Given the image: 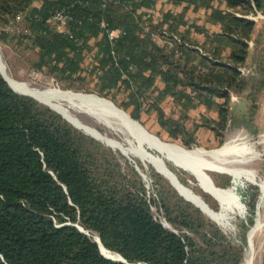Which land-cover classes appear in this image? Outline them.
I'll return each mask as SVG.
<instances>
[{"label":"trees","instance_id":"trees-1","mask_svg":"<svg viewBox=\"0 0 264 264\" xmlns=\"http://www.w3.org/2000/svg\"><path fill=\"white\" fill-rule=\"evenodd\" d=\"M58 12L63 29L51 20ZM0 42L15 73L107 97L187 148L206 132L219 143L231 127L259 132L264 0H0ZM117 148L0 71V264L244 262L259 184L238 187L248 213L229 234L153 165L138 160L147 180ZM167 163L184 184L195 180ZM211 175L232 184L228 173ZM94 234L127 261L106 257Z\"/></svg>","mask_w":264,"mask_h":264},{"label":"bare ground","instance_id":"bare-ground-1","mask_svg":"<svg viewBox=\"0 0 264 264\" xmlns=\"http://www.w3.org/2000/svg\"><path fill=\"white\" fill-rule=\"evenodd\" d=\"M0 67L7 78L11 81L13 87L17 90L33 93L43 100L50 103L53 102L51 104L58 108L66 117L74 121L76 124L84 126L86 129L90 130L106 142H109L111 145L122 148V145L124 144L119 142L118 139L110 137L107 134L103 135V133L96 130V128L77 120L74 115L69 113L66 106L70 105L85 109L97 116L107 125L125 133L128 138L127 140L130 139L128 142L123 141L125 142V145H129L127 147L128 152L131 151L129 153H133L154 163L156 167L163 170L168 176L175 180L178 187L185 195L202 205L203 208L206 209L220 223L225 222L230 210L237 209L243 211L244 208L242 202L238 199L237 193H235V191L231 188H221L220 186L215 187L208 175L203 171L202 167L207 166L212 169L227 170L233 174L236 180L243 178L244 174L254 177L255 175L251 170L232 165L235 161L247 160V155L251 152V148L246 143L229 140L217 149L208 150L204 147L195 146L192 148L193 150L188 151L186 147H182L183 145L177 143H165L164 141H161L162 139H160L156 134H152L151 131V133L146 132L140 124L131 119L127 113L115 107L107 99L98 97L95 94L74 93L72 91L62 90L56 87L40 89L27 82L15 79L7 69V65L2 57L1 47ZM153 150H162L164 151V154L169 156V158L173 161L181 163L187 167H192L196 171L202 185L206 189L213 192L221 201L222 209L220 211H212V209L205 205L197 195L192 193L186 186L178 183L172 173L165 168L158 154ZM252 154L254 153L252 152ZM230 156H233L234 159H231ZM94 237L98 239V234H94ZM101 246L105 254L113 257L120 256L117 252L108 249L104 245ZM247 262L249 264H253L252 258L248 259Z\"/></svg>","mask_w":264,"mask_h":264},{"label":"rangeland","instance_id":"rangeland-1","mask_svg":"<svg viewBox=\"0 0 264 264\" xmlns=\"http://www.w3.org/2000/svg\"><path fill=\"white\" fill-rule=\"evenodd\" d=\"M0 47H1L2 57L7 65V69L9 73L15 79L27 82L33 85L34 87H37L40 89H46V88H51V87L60 88L59 87L60 85L56 81L44 76L43 74L39 72H33V71H29L26 68H22L19 73H15L14 72L15 70L13 71V67L15 66H12V69L10 66V56L12 53L10 47L7 45H3L1 42H0ZM233 97L235 101L240 102L236 95H234ZM243 107H244L243 104H240V106L238 107V110L243 109ZM66 109H68L69 113L74 115L76 119L81 121L82 123L87 124L91 127L97 128L99 131L103 133V135L107 134L110 137H114L118 139L119 142L124 144L123 146H127V147L129 146V145H125V142L130 141V139L127 140L128 138L125 133L114 129L110 125H107L106 123H104L101 119H99L97 116H95L91 112L85 109H82L79 107H73L70 105H67ZM140 122L149 131L159 136L163 141L168 142V143H177V144L182 145L180 140L173 139L169 137L166 132L162 131L159 124L154 118L146 116L143 119V121H140ZM257 123L260 127L258 133H252L244 127H236V128L231 127L228 130L226 134V138L223 141V143H219L214 138L213 134H211L210 132H206L204 134H201L199 144L195 145V146L204 147L205 149L210 150V149H217L223 146L229 140L230 141L235 140L237 142L246 143L251 148V152L247 155L248 157L246 161H235L232 163V165L236 167H242V168L251 170L255 175L254 177H251V176H248L247 174H244L243 178H241L240 180H237L238 186H245L248 183H257L260 185V188L262 190L261 196L257 203L255 223L250 228V230L254 229L252 236L250 237V239L252 240V244L250 245L248 242L247 254L242 264H249L247 261L248 259H251V258H252L253 264H264V95L262 97L261 110L257 116ZM117 149L121 151L119 147ZM187 149L192 150V148H187ZM153 151L156 152L158 155L160 154L159 151H155V150ZM129 152L127 153L129 155L128 158L132 160L133 162H135L136 165L138 164L140 166L138 160H140V162L144 164L146 168H148L149 165H152L148 160L141 158L140 156H137L133 153H129ZM252 152L254 154H252ZM230 158L234 159L233 156H230ZM166 161H169L172 164H175L174 161L171 159H167ZM140 168L144 172L141 166ZM208 172L211 174V170H208ZM199 182L201 181H198L197 178L195 177V180L194 181L191 180L190 184L187 186H190L192 189H194L192 185L197 184L204 191V189L200 186ZM224 188H228V187H224ZM195 193H198V192L195 191ZM238 193L241 195L239 190H238ZM198 194H201V193H198ZM241 200L243 201L242 195H241ZM220 203H219V209H214L213 207H211L209 203L208 204L215 211H220L222 209V204ZM243 208H244L243 211H240L237 209L230 210L228 212V217L225 220V222L220 223L218 221L221 225L224 226L223 228L229 234H236L237 232L236 222L238 221L239 218H245L247 216L248 206L246 205V207H243Z\"/></svg>","mask_w":264,"mask_h":264},{"label":"water","instance_id":"water-1","mask_svg":"<svg viewBox=\"0 0 264 264\" xmlns=\"http://www.w3.org/2000/svg\"><path fill=\"white\" fill-rule=\"evenodd\" d=\"M0 71H1V73L3 74V76H4V78L9 82V84L12 86V88L14 89V90H16L17 92H20V93H23V94H27V95H31V96H33V97H35V98H37L38 100H40V101H42L43 103H46L47 105H49L50 107H52L53 109H55L56 111H58V112H60L65 118H67L69 121H71L74 125H76L77 127H79V128H81V129H83V130H85L87 133H89V134H91V135H93V136H95L96 138H98V139H100V140H102L103 142H105V143H107L108 145H110V146H112V147H114L115 148V146H113V145H111L109 142H106L105 140H103L102 138H100L99 136H97V135H95L94 133H92L90 130H88V129H86L84 126H81V125H79V124H76L74 121H72L71 119H69L68 117H66L58 108H56L55 106H53L51 103H53V102H48V101H46V100H43V99H41V98H39L38 96H36V95H34L33 93H30V92H25V91H20V90H17L15 87H13V85L11 84V81L7 78V76L4 74V72H3V70H1L0 69ZM60 87V89H62V90H68V91H72V92H74V93H83V94H95V95H97L98 97H101V98H104V99H107L108 101H110L115 107H117L118 109H120V110H122V111H124L125 113H127L130 117H131V119H133L134 121H136V122H138L139 124H140V126L146 131V132H150L141 122H140V120H138V119H136V118H134L131 114H130V112H128L127 110H125L124 108H122V107H120L119 105H117L113 100H111V99H109V98H107V97H104V96H101V95H99V94H97V93H94V92H81V91H75V90H72V89H65V88H62L61 86H59ZM53 99V98H52ZM95 128V127H94ZM96 130H98L97 128H96ZM99 131V130H98ZM151 133V132H150ZM153 134V133H152ZM159 137V136H158ZM160 138V137H159ZM161 139V138H160ZM161 141H163V140H161ZM165 142V141H164ZM165 143H168V142H165ZM142 144H144V143H142ZM149 146V145H148ZM119 147V146H118ZM182 147H185V146H182ZM120 149H121V151H122V153L123 154H126V156L127 157H129V155L127 154L128 153V150H127V146H123L122 145V148L121 147H119ZM187 149V148H186ZM193 150V149H192ZM157 151H159L160 152V154L158 155L159 157H160V159H161V161L163 162V164H164V166H165V168L170 172V173H172V175L174 176V178L176 179V181L178 182V183H180V184H182V185H184V186H186L192 193H194L195 195H197L202 201H203V203L205 204V205H207L210 209H212V211L214 210L213 208H211L210 207V205L208 204V202L205 200V198L201 195V194H198V193H195V191H194V189H192L190 186H187L186 184H184L183 182H181V180L179 179V177H178V175H177V173L168 165V163H167V159H170L169 158V156H167L166 154H164V151H162V150H157ZM189 151V150H188ZM172 160V159H171ZM150 162V161H149ZM160 173H162L163 175H165L169 180H170V182L176 187V189L180 192V194H182L183 196H185L188 200H190V201H192V202H194L198 207H200L203 211H205L211 218H213L215 221H217L206 209H204L203 208V206L202 205H200L199 203H197V202H195L193 199H191V198H189L187 195H185L181 190H180V188L178 187V185H177V183L175 182V180L174 179H172L170 176H168L163 170H160L158 167H156V165L154 164V163H152V162H150ZM174 163L177 165V166H179L180 168H183V169H185V170H187V171H189V172H191L196 178H197V180L198 181H200L199 180V177H198V175H197V173H196V171L192 168V167H187V166H185V165H183V164H181V163H178V162H175L174 161ZM136 167H137V169L140 171V173L143 175V177L145 178V179H147L148 180V175L145 173V172H143L142 170H141V168H140V166L137 164L136 165ZM202 169H203V171L208 175V177H209V179L211 180V182H212V184L215 186V187H219V186H216V184H215V181H214V179H213V177H212V175L208 172V170H214V171H218V172H224V173H228V174H230L231 176H232V184L231 185H229V186H227L228 188H231V189H233L234 191H235V193H237V195H238V199H240V201L242 202V205H243V207H246V204L241 200V195L238 193V183H237V180L234 178V176H233V174L231 173V172H229V171H227V170H220V169H212V168H210V167H207V166H203L202 167ZM199 184H200V186L204 189V191H206V192H208V193H210L213 197H215L218 201H219V203H220V200L218 199V197L213 193V192H211L210 190H208V189H206L203 185H202V183L201 182H199ZM221 188H224V187H221ZM221 204V203H220ZM163 221V223L166 225V226H170V224L165 220V219H163L162 220ZM218 222V221H217ZM219 223V222H218ZM220 224V223H219ZM221 225V224H220ZM221 226H223V225H221ZM224 227V226H223ZM81 228V230L82 231H84V232H86V233H88V234H90L91 235V233L88 231V230H85L83 227H80ZM253 230L254 229H251L250 230V232H249V244L251 245L252 244V240L250 239V237L252 236V233H253ZM96 239V241L99 243V245H100V248H101V251H102V253L106 256V257H108V258H111V259H114V260H121V261H127L125 258H124V256L121 254V253H119V252H117L120 256H118V257H113V256H109V255H107V254H105L104 253V251H103V249H102V246L101 245H104L103 244V242L101 241V238H100V236L98 235V239L97 238H95ZM105 246V245H104Z\"/></svg>","mask_w":264,"mask_h":264},{"label":"built area","instance_id":"built-area-1","mask_svg":"<svg viewBox=\"0 0 264 264\" xmlns=\"http://www.w3.org/2000/svg\"><path fill=\"white\" fill-rule=\"evenodd\" d=\"M53 22H58V27L63 29L66 24V15L63 12H58L52 19ZM119 34L118 30H111L109 32L110 38H114Z\"/></svg>","mask_w":264,"mask_h":264}]
</instances>
